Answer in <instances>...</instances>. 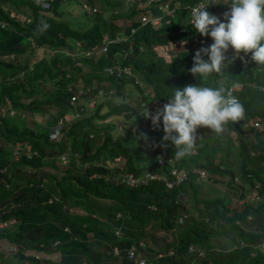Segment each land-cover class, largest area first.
I'll list each match as a JSON object with an SVG mask.
<instances>
[{"label": "trees", "instance_id": "obj_1", "mask_svg": "<svg viewBox=\"0 0 264 264\" xmlns=\"http://www.w3.org/2000/svg\"><path fill=\"white\" fill-rule=\"evenodd\" d=\"M46 1L48 5L41 6L34 0H0V20L5 21V25L0 26V105L5 99L11 107L31 110L40 102H46L48 117L53 119L70 110L68 100L73 89L94 82L102 84L101 80L107 82L106 86L102 84L106 96L114 92L119 98L104 112H100L103 104L99 102L88 115L71 121L60 138L53 142L48 141L46 132H36L27 127L24 116L16 112L9 114L7 110L0 114V138L7 143L0 147V165L7 166L0 172V221L13 220V223L0 226V238L16 247L12 252L0 251V264H129L125 249L130 246L143 253L146 259L152 258L154 264H264V252L249 253L248 247L239 246L234 240L235 237L250 242L264 240V199L246 205L242 211L236 210L228 206L227 195L206 189L199 191L198 183L204 181H195V172L189 171L195 166L202 168L208 173V180L215 179L213 174L226 176L223 187L227 194L237 190L241 194L253 182L260 184L258 193L264 190V91L259 88L264 86V66L256 65L250 53L247 56L241 53L250 63L244 64L238 57L227 64L222 75L213 73L203 81L191 74L189 70L193 66L195 52L213 43L210 36H201L192 28L188 12L183 9V5H192L199 0L156 1L168 2L174 9L170 23L159 26L140 23L138 15L141 13L155 14L160 11L157 5L135 11L134 3L142 0L132 4L126 2L130 8L123 13L120 10L124 0ZM175 1L179 2V6L173 5ZM71 2L80 5L82 11L73 19L66 15ZM94 2H97L98 8L94 12H86L82 4L92 6ZM230 4L231 0L216 1L213 5L206 4V10L222 20L223 15L215 13L212 8ZM23 8L29 10L28 21L12 18L11 11L19 12ZM120 15L130 20L122 32L111 21ZM41 20L49 25L42 34L37 31ZM131 27H134L132 33ZM104 33L111 38L121 34L125 40L113 41L104 53L96 56L92 53L71 57L76 41L84 48L95 50ZM199 37H204L205 43H199ZM128 42L130 47L127 48ZM176 45L180 47L178 50ZM126 48L125 53L123 50ZM45 49L54 50L48 62L42 56L36 58ZM122 51L124 56L119 54ZM229 51L233 53L232 49ZM7 55L12 56L2 58ZM203 58L207 60L208 57L204 55ZM115 61L129 65L140 83L133 81V76L116 77L103 70V66ZM124 78H128L137 90L133 99L124 98L127 95ZM42 79L48 83L42 84ZM221 79L225 83L232 80L241 83L240 89L234 93L245 110V116L225 126L234 135L232 150L230 145L225 150L219 149L217 143L220 140L231 141V137L198 127L197 132L205 130L197 138L202 144L196 143L195 147V153L201 155L194 157L192 153L177 159L173 145L162 140V117L157 127H153L150 118L144 126L137 124L130 127L129 123L133 124L135 117V120L140 119L144 105L148 104L149 111L154 113L162 108L173 94V88H182L187 84L218 87ZM105 118L122 120V131L114 136L110 125L95 122V119ZM254 118L261 121V132L246 124L248 119ZM250 131L262 137L263 143H246ZM16 142L29 143L38 154L26 157L22 152L14 160L11 151ZM67 146L76 152L78 161L75 162L69 155L67 164L55 165L53 161L57 154ZM4 149L7 158L3 157ZM233 153L236 155L235 169V163L232 164L228 157ZM165 155L172 157L171 164H158L156 158ZM114 156H119L118 160L113 161ZM106 160L112 162L108 169L95 164H103ZM171 165L178 170H188V177L171 187L158 179L134 187L125 186L115 179L125 171L139 173L143 170L164 173L171 179ZM25 169L34 172H26ZM95 171L104 175H92ZM234 176L241 180L237 178L236 181ZM4 183L11 184L14 189L10 192V187H5ZM200 192L206 198L199 197ZM187 193L193 195L195 212L186 207L184 199ZM49 194L58 195L61 202L47 203L45 199ZM97 199L110 201L102 208H105V218L111 228L99 229L97 218L69 217L62 208L66 201L100 208ZM247 211L258 224L253 233L243 226V215ZM181 215L184 217L182 224L177 221V216ZM235 219L242 224L235 223ZM113 226L120 229L119 236L113 233ZM157 231L162 233L156 236ZM167 232L169 239L165 236ZM88 234L96 240L92 246L86 242ZM218 237L231 249L218 250L215 257L210 258L213 255L210 254L200 259L197 254L187 251L190 243L205 245ZM138 240H144L151 246L140 247ZM97 243H102L103 249L96 248ZM113 246L118 248V254L113 253ZM24 249L58 251L59 258L53 261L25 255ZM168 250L171 253H167ZM157 252L163 254L156 257ZM194 258L198 259L193 261Z\"/></svg>", "mask_w": 264, "mask_h": 264}, {"label": "clouds", "instance_id": "obj_2", "mask_svg": "<svg viewBox=\"0 0 264 264\" xmlns=\"http://www.w3.org/2000/svg\"><path fill=\"white\" fill-rule=\"evenodd\" d=\"M203 1L205 2V5L196 6L192 9V18L190 23L192 25V28H194L195 31L198 32L201 36H210L213 43L206 48L201 47L195 52L193 56V66L189 70L191 74L194 77L199 76L202 81L207 80L208 77L213 73L217 75H222L227 67V64L232 63L233 60L238 57L244 64L248 63V61L240 55L241 53H243L244 56H247L250 53V58L252 61L255 62L256 65L264 66V0H231V4L229 6L230 10L223 14L224 20L226 22H222L219 17L214 14H211L206 10L209 4L213 5L216 1L219 0L213 1V4H211L212 0ZM3 22L5 23V21ZM48 27L49 25L47 24V22L41 20L40 23L37 25V31L42 34L48 29ZM73 47H75V44ZM128 47H130L129 42L127 48ZM95 48L98 49V47ZM96 49H90L91 53H94ZM229 49L233 50V56H231L232 59L230 60L225 55L229 51ZM204 55L208 57L207 60L203 58ZM229 83H225L221 79L218 82V87H207L201 85L197 86L195 84H187L182 88H173V94L168 98V102L164 104L162 108L156 109L155 113L153 114L149 111L147 104L143 106L144 111L139 115L143 116L146 119L150 118L153 127L158 126V122L161 120L162 117L164 132L162 140L168 141L173 145V147L175 148L174 154L177 159L183 158L186 155H191L196 147V141L198 138L196 132L198 127H205L216 134H221L223 133L224 128L228 124V122H237L244 118L245 110L242 104L237 99L238 97L236 98L234 96L236 95V93H234L236 91L231 92L230 90L225 89V87L227 88V85ZM255 119L261 123V121L257 118L248 119L246 123L248 127L254 128L251 125V122ZM70 122L71 121L67 122L63 126L60 131V134L57 133L53 138H49L50 131L52 130L51 128L54 126L53 123L51 128H48L46 132L47 139H51V141H57L66 126ZM119 125H124L122 120ZM143 135L144 134L141 133L142 137ZM144 138L146 139V137ZM67 147L64 150H66ZM22 152V150H19L16 154H13L12 152V158L16 160L17 155ZM32 154H25V156L30 157ZM35 154H38L37 151ZM58 154L56 162L61 166L67 164L70 158H68L66 163L61 164L58 161ZM72 159L75 162L78 161V157L76 159L72 157ZM0 166H4L5 168L7 167L6 165ZM204 171L207 177L208 173L206 172V170ZM212 177L217 179L213 175ZM237 178V176H234V179H236V181H238ZM207 180L208 179H206V181ZM220 181L223 183L224 186L225 179ZM7 185V183H4L5 187H8ZM28 186L30 185L28 184ZM259 186L260 184L258 182H253L250 188L246 187L247 192H243L240 194L239 200L240 202H242V207L239 209V211H242L243 208L248 204H252L255 201H262L264 199V190L260 193L257 192ZM60 202L55 203L58 204ZM63 204L65 206V203ZM243 217L244 228L250 233H253L249 228H247V224L249 223V221H254V226H258V224L254 220L255 217L249 211L245 212ZM183 218V215L177 216V221L182 224ZM234 221L239 225L242 224V221H239L238 219H235ZM257 229L255 228V231ZM234 240L239 243V246L242 245L243 247H248L249 253L254 254L256 251L264 252L263 239H260L259 241L255 242H250L248 240L244 241L235 237ZM204 246L205 245H199L197 243H190L187 245V251L193 252L194 254H197L198 257H201L202 255H204ZM13 247L15 248L13 250H16V247ZM227 248L231 249V246L226 245V250ZM27 250L29 249H24L23 254H25L24 252H26ZM35 251L36 250H33V252ZM198 251H200L201 253L198 254ZM136 253L139 255L137 249ZM167 253H171V250H168ZM26 254L30 255V253ZM114 254H118V252ZM161 254H163V252H161ZM139 257L145 258L142 255H139ZM130 263L131 261H129V264Z\"/></svg>", "mask_w": 264, "mask_h": 264}, {"label": "rangeland", "instance_id": "obj_3", "mask_svg": "<svg viewBox=\"0 0 264 264\" xmlns=\"http://www.w3.org/2000/svg\"><path fill=\"white\" fill-rule=\"evenodd\" d=\"M125 3L122 4V8H121V12H125L126 10H128V8H130V4H132L131 2H136L137 0H124ZM146 1V0H145ZM144 0L142 1H137L135 4V11H141L143 8H145V5L147 4V2H145ZM220 1V0H219ZM223 1V0H221ZM126 2H130V4L126 3ZM211 4H213V1L211 2ZM86 6H90L89 4H85ZM90 7H94V8H98V4L97 2H94V5L90 6ZM149 8V7H147ZM146 8V9H147ZM213 11L219 15H223L225 12L229 11L230 8L229 6H222V7H213L212 8ZM21 16L19 18H17L18 20H21L25 17V18H30L29 17V10L26 9V8H23L21 11ZM81 11V7L80 5L74 3V2H71L69 3V6H68V11H66V15L72 17V19L74 17H77L78 14H80ZM86 12H89L88 10H86ZM140 13V12H139ZM142 15H145L146 17H150L151 14L150 13H147L145 14L144 13H141ZM139 18H140V15H138ZM117 27H119V30L120 32L123 31V28L125 26H127L130 22V20L125 17L124 15H120V16H117V17H114L112 20H111ZM121 36V34H118L117 35V38L119 39V37ZM75 44V43H74ZM32 45V43H31ZM82 44H80V46H77L75 44V47H74V52L72 53L71 57H78L80 55H90L92 54L90 49H87V48H83L81 47ZM98 47V45L96 46ZM176 47V48H175ZM174 48L175 49H179V45H176ZM54 53V50L53 49H50V50H47L45 49V52H42L38 57H36L37 59L40 58V56H42L43 60L44 61H47L48 62V58L49 56H51L52 54ZM100 51L98 49H96V51L93 53L94 56H96L97 54H99ZM231 56L232 55V52H230ZM12 56V55H11ZM10 55H7V56H2V58H11ZM229 59V58H228ZM137 76V75H136ZM138 77V76H137ZM42 82V84H47L48 81L46 79H42L40 80ZM102 81V84L106 85L107 82L106 80H101ZM124 91L125 93L127 94L124 98H132L134 97L133 94H136L137 93V90L132 86L131 82L129 81L128 78H124ZM38 87V86H36ZM40 90H43L42 88H40ZM44 92V90L42 91ZM37 95V94H36ZM114 95V96H113ZM42 96V97H41ZM41 98H43V94L40 95ZM138 97V96H136ZM118 95H115L114 92L113 94L110 96H104V97H100L97 99V104H99V102H101V104H103V106L100 108V112H104L105 110H107L110 106H112V104L114 103V101L116 102L117 99H118ZM133 99V98H132ZM48 107V103L46 102H40V104L38 106H35L33 107L31 110H24L22 108H18V107H11L9 102L7 100H3V103L0 105V114L3 113L5 110H7V112L9 114H12V113H18L19 115L21 116H24V119L26 120V126L29 127V128H32L33 130H35L36 132H47L48 128H51L52 124L54 123L55 121V117L53 119H50L48 117V111L46 110ZM93 108H86L85 109V112L84 114H82V116L84 115H88L91 110ZM151 113L154 114V112L150 111ZM148 119V118H147ZM146 118H144L143 116L140 117V119L138 118L137 120L133 121V124L129 123L130 127L133 128V126L139 124L141 126H144L146 120ZM95 122L100 125H110V127H112V134L115 136L117 133H120L122 131V128L124 125H119L121 120H113L111 118H105V119H95ZM124 123V122H123ZM116 126V127H115ZM122 126V127H121ZM121 127V128H120ZM205 133V130H200L199 132H196V135L199 136V135H202ZM102 135V133H99ZM224 136H227V137H231V141H227V142H223V140H220V141H217L218 143V148L219 149H222V150H225L226 147L228 145L232 146L230 150H232L233 146H234V135H233V132L228 129L227 127L224 128V131L222 133ZM96 135V133H95ZM100 138V137H99ZM49 142H53L51 141V139H48ZM258 142L259 144H262L263 143V139L262 137L260 138L257 134L256 136L253 135L252 131L248 132L247 133V137H246V140L245 142L246 143H249V142ZM196 143L198 144H202L200 143L199 141H196ZM4 145H7L6 141L3 140L2 138H0V147L4 146ZM12 152V151H11ZM196 149H194V151L192 152L194 154V157H198L200 156L201 154H196ZM10 153V151H9ZM3 157L4 158H7V155H6V150L4 149L3 152ZM227 154H229V151H227ZM229 159L232 160V164L235 163V166L233 167L235 169V167L237 166L236 164V155L233 153L231 155H228ZM216 160V159H215ZM54 164H58L56 162V160L53 161ZM23 168H28L26 166H24ZM61 168V167H60ZM193 168H196L193 167ZM26 172H34V170H24ZM213 176H215L217 179H212V180H207V181H204V182H199L198 183V186H199V191H201V189L203 191H205V189L207 191H213L214 193H217L219 195H222V194H225V196L227 195L228 196V206L229 207H234L236 208V210H239L241 207H242V202H240L239 198H240V193L239 191H229V194H230V197H229V194L226 193V188L223 187V183L220 181V180H224L225 178H227L226 176H220V175H217V174H213ZM239 180H241L239 177H238ZM244 181H247L246 179H244ZM248 182V181H247ZM8 187H10L9 191L11 192V190L14 189V187L11 185V184H8L7 185ZM247 192V190L245 191ZM199 197H203V198H206L205 194L201 193L199 194ZM192 199H193V195L187 193V195L185 196V204H186V207L188 208V210L192 211V212H195V208H194V205L192 204ZM97 203H99V205L101 206L100 208H91L89 206H84L82 204H80L79 202L77 201H73V202H70V201H66L65 202V206H62V208L64 210H66V213L69 217H72V218H75V219H81L82 217H88V218H97L98 219V225H99V229L100 228H111L112 225H110V223L108 222V220H106L105 218V211L104 209L105 208H102L104 205H106L108 202H110L109 200H102V199H97L96 201ZM64 205V204H63ZM63 210V211H64ZM7 223H13V220H9V221H0V226H5V224ZM114 227V226H113ZM247 228H249L252 232L255 231V226H254V221H249V223L247 224ZM149 231V230H148ZM162 232H155L156 236H158L159 234H161ZM165 236L167 239L170 238V235L169 233H165ZM217 240L216 241H213V242H208L207 244H205L204 246V255H202L201 257H205V256H210V254H213L210 256V258L212 257H215L216 256V252L218 250H225L226 249V245L223 241V239L221 237H218L216 238ZM95 238L91 235V234H88L87 235V239H86V242L88 245L92 246L95 244ZM146 246H151L148 242L144 241ZM162 242V240H161ZM96 248L98 249H103V245L102 243H97V245H95ZM209 247H211L210 249H208ZM13 245L12 243L6 241L4 238H0V251L1 252H12L13 251ZM33 250H27L26 252L29 253ZM34 253H36L39 257H43V258H48L50 260H53V261H57L58 258H59V253L58 251H54L52 250L51 252H40V251H35ZM201 257H198L199 259ZM198 258H194L193 261H196Z\"/></svg>", "mask_w": 264, "mask_h": 264}, {"label": "built area", "instance_id": "obj_4", "mask_svg": "<svg viewBox=\"0 0 264 264\" xmlns=\"http://www.w3.org/2000/svg\"><path fill=\"white\" fill-rule=\"evenodd\" d=\"M34 1L37 2L41 6H47L48 5V2L46 0H34ZM156 1H158V0H146L145 1V2H147L145 7H149V5H152V6L157 5V7L160 11L155 13V14H151L150 17H146L145 15L141 14L140 15V23L141 24L146 23V22H149L154 26H159L160 24H169L171 19L174 17L173 6L170 7V4L168 2L157 3ZM212 1H216V0H212ZM173 5L179 6V2L175 1ZM200 5H205V2L203 0H199L198 2H196L195 4H192V5H190V4L183 5V9H185L188 12V15L190 17V19H189L190 21L192 18V9L194 7L200 6ZM82 6L85 7V9L88 10L89 12L95 11L94 7L86 6L84 3L82 4ZM10 15L13 18L17 19L21 16V13L16 12V11H14V12L11 11ZM24 19H25V21H28V18L24 17L22 20H24ZM222 20H224V17ZM4 24L5 23L3 21H0V26H4ZM133 31H134V27H131L130 33H132ZM27 38L29 40H31V37L28 36ZM115 40L116 41H119V40L124 41L125 36L121 35L118 39L117 36L111 38L106 33H104L101 37L100 42L98 43V50L100 51V53H104L108 47V44L111 43L112 41H115ZM197 41L199 43H205L204 37H199L197 39ZM31 43L33 44L32 40H31ZM75 44L77 46H80L81 43L76 41ZM123 51L126 53L127 50L124 49ZM123 51L121 53H119L120 56L125 55L123 53ZM225 55L227 58H229L231 53L228 51ZM248 62L250 63V61H248ZM103 70L105 72H107L108 74L114 75L116 77L133 76L134 77L133 81L140 83L139 77L136 76L135 72L127 64H121L118 61H115L114 63H112L110 65L103 66ZM240 87H241V83L236 81V80H233L232 82H230L227 85V89L230 90L231 92L232 91H238L240 89ZM103 88H104V86L101 83L97 84L94 82L93 84L92 83L86 84L83 88L73 89L72 94L69 96V100H68V103L70 105V110L65 111V112H63L57 116L56 121L54 123V126L51 128L52 130L50 131L49 138H53L57 133L60 134L61 129L63 128V126L67 122L81 117L86 108H93L96 105L98 98L106 96V93H105ZM259 88H260V90L264 91V86H260ZM110 91L111 90L109 89L108 92H110ZM79 94H81V96ZM234 96L237 98L236 95H234ZM251 123H252L251 125L255 128V130L261 131V129H262L261 123L258 120L255 119ZM167 146H169V143H167ZM19 150H22L26 155L36 153L35 150L31 149L29 143L21 144L20 142H16L14 147H13L12 152H13V154H16ZM69 155H71L74 159L77 158L76 152L70 150L69 147H67L66 150H64L58 154L59 163H61V164L66 163L68 158H69ZM118 158H119V156H114L113 161L118 160ZM156 162L158 164H162L165 162H168L169 164H171L172 157L168 156V155H165L162 157H157ZM111 163L112 162H110L108 160H106L105 163H103V164L100 162H95L96 165H99V166L102 165L105 169L110 168ZM4 169H5L4 166H0V172ZM189 171L195 172V175H194L195 181H206V173L202 168L196 167V168H192ZM169 173L173 175V178L168 179L164 175V173H155V172L148 171V170H143V171H140L139 173H133L132 171H125V172L121 173L118 176V178L116 176L115 179L118 182H120L123 185L128 186V187L145 185L149 182V180H153V179L164 180L165 185L167 187H171L173 184H176V183L180 182L181 180H184L186 177H188V170H185V169H179L178 170L175 166H172V165L169 167ZM96 174L97 175H104V173H102V172L98 173L95 171L92 173V175H96ZM46 202L47 203L60 202V198L56 194H50L49 196H47ZM62 206H64V205L62 204ZM113 233L115 235L119 236L121 234V231L118 227H114ZM137 244L140 247L145 246V242L143 240H138ZM117 252H118V248L116 246H113V253H117ZM24 253L26 254L27 252H24ZM29 253H30V255L37 256V254L34 253L33 251H31ZM200 253L201 252L198 251V254H200ZM160 255H161V252H157L155 254L156 257L160 256ZM125 257L129 261H131L130 264H154V261L152 260V258L145 259V258L139 257V255L136 253V249L133 246L127 247L125 249Z\"/></svg>", "mask_w": 264, "mask_h": 264}, {"label": "crops", "instance_id": "obj_5", "mask_svg": "<svg viewBox=\"0 0 264 264\" xmlns=\"http://www.w3.org/2000/svg\"><path fill=\"white\" fill-rule=\"evenodd\" d=\"M143 253H139V255H142ZM143 256V255H142Z\"/></svg>", "mask_w": 264, "mask_h": 264}]
</instances>
